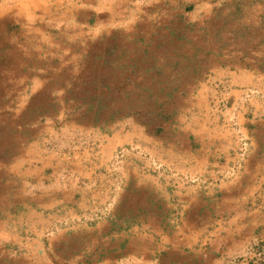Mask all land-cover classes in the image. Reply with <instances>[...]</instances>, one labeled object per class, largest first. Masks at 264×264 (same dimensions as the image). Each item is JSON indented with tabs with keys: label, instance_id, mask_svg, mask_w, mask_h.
Listing matches in <instances>:
<instances>
[{
	"label": "crops",
	"instance_id": "0c3cea01",
	"mask_svg": "<svg viewBox=\"0 0 264 264\" xmlns=\"http://www.w3.org/2000/svg\"><path fill=\"white\" fill-rule=\"evenodd\" d=\"M40 2L0 0V18L34 13ZM131 5L134 31L135 10H147L143 0ZM46 7L72 18L126 8L122 0H50ZM70 23L0 24V31L14 25L15 38L19 30V51L9 52L4 70L20 76L23 30L31 45L40 28L90 27ZM225 70L229 94L239 97L264 78L256 68ZM212 93L201 86L188 122L171 139L150 138L141 156L131 153L130 168L112 165L117 142L103 135L91 147L25 168L29 183L20 188L30 199L0 219V264H247L235 260L264 241V103L250 119L236 101L217 114Z\"/></svg>",
	"mask_w": 264,
	"mask_h": 264
},
{
	"label": "rangeland",
	"instance_id": "374dc122",
	"mask_svg": "<svg viewBox=\"0 0 264 264\" xmlns=\"http://www.w3.org/2000/svg\"><path fill=\"white\" fill-rule=\"evenodd\" d=\"M47 1L31 14L8 13L0 24L90 27L40 28L31 45L23 30L20 76L4 70L9 52L19 51V30L16 38L14 25L0 31V219L30 199L20 188L29 183L24 169L46 156L72 155L103 135L117 142L112 165L130 168L131 153L148 148L150 138H173L188 122L203 85L213 90L208 101L217 114L236 101L250 119L264 103L263 77L239 97L229 94L222 72L247 67L264 75V0H143L147 11L135 10L134 31L130 0H122L125 12L73 18L52 6L48 12ZM241 260L264 264V241Z\"/></svg>",
	"mask_w": 264,
	"mask_h": 264
}]
</instances>
